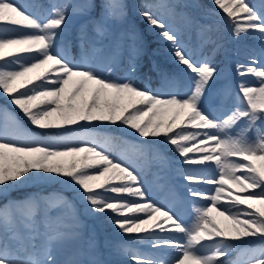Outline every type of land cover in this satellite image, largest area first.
I'll return each instance as SVG.
<instances>
[{
    "label": "snow or ice",
    "instance_id": "obj_1",
    "mask_svg": "<svg viewBox=\"0 0 264 264\" xmlns=\"http://www.w3.org/2000/svg\"><path fill=\"white\" fill-rule=\"evenodd\" d=\"M212 3L238 44L248 36L259 43L258 50L244 45V59L234 68L238 84L218 83L224 69L213 60L221 45L212 39L211 25L203 30L208 35L197 53L151 5L142 3L139 14L159 29L179 69L165 74L163 90H157L134 78L143 52L136 33L129 35L133 43L123 68L119 41L105 48L83 32L76 46L66 39L70 14L95 5L49 0L44 15L43 5L0 0V95L37 129L65 133L41 136L0 110V195L49 181L73 193L71 201L60 193L35 192L0 205V264H84L71 256L60 258L81 236V211L118 234H143L135 240L157 249L142 251L132 239L108 241L110 254L120 258L116 264H228L221 258L235 250L236 241L248 246L241 251L243 264H264V0ZM123 8L119 0H102L97 36L107 35L106 20L122 18ZM208 45L212 55L203 51ZM105 124L134 130L138 140L131 143L133 150L154 151L162 165L174 167L187 182L188 199L199 205L189 209L191 223L174 202L155 198L124 152H113L119 137L73 131ZM159 218L171 222L174 233L158 237L150 231H167L152 223ZM165 245L176 254L162 257ZM89 247L95 248L94 240Z\"/></svg>",
    "mask_w": 264,
    "mask_h": 264
},
{
    "label": "rangeland",
    "instance_id": "obj_2",
    "mask_svg": "<svg viewBox=\"0 0 264 264\" xmlns=\"http://www.w3.org/2000/svg\"><path fill=\"white\" fill-rule=\"evenodd\" d=\"M27 2L43 5L42 13L44 15L48 14L49 0H27ZM72 2L74 4L90 3L95 5V7L83 13L76 12L70 14V17L67 21L66 39L72 43L71 38L72 35H74L76 38V42L74 43L75 45L73 44V46H76L79 44V37L83 32L85 37L89 41H95L97 43V46L102 44L105 46V48H107L111 46L115 41H119L120 44L122 45L119 54L120 61L122 62V58L126 47V37L129 34L126 29L125 6L123 8L124 15L122 18L113 19L109 17L106 20L107 35L104 37H100L97 36L95 32V23L100 18V12H101L100 4L102 3V0L101 1L72 0ZM119 2L122 5H124V0H119ZM255 3H259V0H256ZM94 9H97V12L95 14H94ZM164 22L167 24L169 28H171L181 36L182 41L190 50H194L197 53L201 50L200 44H198L196 38L192 40L193 37L191 32H189L188 30L183 31L182 27L174 25L168 20H164ZM246 39H250L251 41L250 43L247 44L248 46H252L257 50L259 49L258 41L254 40L251 36L250 38L244 37L243 44H238L233 38L229 40L230 43L226 46L220 44L221 47L219 49L222 50V60L214 61V63H216L222 69H224L223 78L218 82L219 84L231 83L233 87H236V85L238 84L240 77L236 75L234 68L237 60L244 59L243 56L241 55H242V49L244 48L243 46L246 43L245 42ZM161 41L163 43L161 49H156L154 53H157L160 59H164L167 62L175 63L168 51L169 48L168 42L165 41L163 38H161ZM237 48H241L240 55L237 54ZM178 70H179L178 66H175L172 69L162 70L161 72L157 73L158 75L154 84H151L149 79H146L144 80L143 83H139V84L150 86L153 89L163 90L161 88V85L164 75L165 74L171 75L172 73ZM37 71H40V69H38ZM119 74L122 73H118V75ZM248 79L253 82L255 81L254 77H249ZM15 107L16 106L12 105L8 100H6L3 95H0V110H7L12 116H14L18 120L21 126L24 127L25 129L29 131L39 132L41 136L65 135V133L63 132L56 133V132H50V130L37 129L35 126L31 125L28 120H25L20 114H18ZM2 122H3L2 117H0V123ZM106 127H107L106 124L101 127H87V128L73 127V131L77 134H93L97 137L103 138V137H107L106 135L101 136V132L105 131ZM133 132L134 130H130L129 132H126L127 134L126 138L128 139L129 143L124 144L119 150L113 152L117 154L120 152H124L127 155V157L135 163L136 167L142 171L143 175L145 176L146 180L151 186V190L153 189L155 190L154 191V195L156 196L155 198L159 200L162 204H167L169 201L174 202L176 206L181 207L184 210L183 215L185 221L187 223H191L192 217L189 209L199 205L193 203L191 200L188 199V194L186 188L184 187V185L187 182L177 175V173L174 171L173 166L162 165L161 161L157 158L156 153L154 151L150 152L148 150L142 149L141 152L138 153L135 150H133L131 147V143H135L138 140V136L133 135L132 134ZM252 135H254V133H252ZM143 139L144 138H139V140H143ZM147 139L151 140L152 138H147ZM167 155L173 156L174 154L172 152H168ZM193 167H197V166H193ZM147 169H150L149 175L146 173ZM209 178L212 177L209 176ZM217 178H218V173H217ZM194 186H199L205 189L209 187H214L209 185H194ZM48 193H60L63 196L67 197L70 201L73 199L56 189H52L45 194ZM12 200H17V199H12ZM200 203L203 204L206 203V201L202 200L200 201ZM76 207L81 208L82 206L77 204ZM165 210H167V208ZM212 215L216 216L217 220L223 222V217H219L216 213H212ZM142 218L146 219L147 217L142 216ZM152 223H160L167 230L165 232H161L159 228H155V227L151 228L150 231L155 232L158 237H164L169 233H174V229L169 228L171 222L165 223L163 218H159L153 221ZM80 232H81L80 238L77 241L70 244L68 248L61 253L60 255L61 259L71 256L73 258L81 260L82 262H84V264H89L91 260H99L105 262V264H116V261L119 260V257L110 254V250L106 242L127 241L129 239H132L133 243L137 244V246L142 251H146V252L157 251V249L152 248L148 242L138 243L135 240V237H137L140 234H118L111 225L105 224L102 221L85 216L82 211L80 214ZM90 239L94 240L95 242L94 249H90L89 247ZM156 242L158 243L159 241ZM233 243L235 250L231 252L233 256L228 264H243L244 258L241 256V251L248 246L241 244L239 241ZM160 252L162 257H164L165 255L171 256L176 254L173 250L169 249L167 245H165L164 249H160Z\"/></svg>",
    "mask_w": 264,
    "mask_h": 264
},
{
    "label": "trees",
    "instance_id": "obj_3",
    "mask_svg": "<svg viewBox=\"0 0 264 264\" xmlns=\"http://www.w3.org/2000/svg\"><path fill=\"white\" fill-rule=\"evenodd\" d=\"M256 0H251L255 3ZM151 5V10L154 14L161 16L164 20H170L172 23L187 28L193 27V32L197 34V41L201 44L208 33L203 31L206 26H212L211 37L218 44H225L232 36L230 25L222 18L220 10L212 3V0H125L126 9V29L128 35L126 37V50L123 57L121 67L127 66L131 54L130 45L133 41L129 38L131 33H136L139 37L137 43H142L143 52L136 59L137 70L135 73L136 82L143 83L149 79L151 83L155 82L157 70L169 69L174 63H160L152 57L155 48H161L162 41L158 36L159 29L149 26L147 21L139 14L138 8L141 4ZM186 23V24H185ZM208 54L212 55V46L208 45L203 48ZM244 56V52L242 51ZM221 50H217L213 56V60H219ZM244 58V57H243ZM18 114L25 120L22 112L15 107ZM50 132H60L59 130H50ZM119 137L113 141V151L119 150L128 141L126 132L117 129L115 126H107L105 131L101 132V136ZM56 189L68 197L73 198L71 191L65 190L64 186L56 181H49L40 184H28L11 189L7 193L0 195V205L7 204L9 200L20 199L30 193L41 192L43 194ZM154 194V193H153ZM143 235V234H141ZM232 253L226 258H221L230 262Z\"/></svg>",
    "mask_w": 264,
    "mask_h": 264
}]
</instances>
